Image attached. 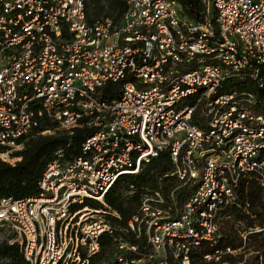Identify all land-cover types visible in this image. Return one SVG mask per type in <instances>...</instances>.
<instances>
[{
    "label": "built area",
    "instance_id": "2783aa9c",
    "mask_svg": "<svg viewBox=\"0 0 264 264\" xmlns=\"http://www.w3.org/2000/svg\"><path fill=\"white\" fill-rule=\"evenodd\" d=\"M123 1L120 23H90L85 0H0V159L21 161L46 120L57 127L42 134L91 132L78 155L55 151L39 195L0 199V225L29 264H92L112 233L104 216L118 214L81 205L105 203L120 176L166 153L170 175L195 189L175 213L145 191L128 227L149 252L121 241L125 253L99 264H197L199 253L200 264H243L250 247L264 264L250 245L264 241V219L248 195L264 188V115L253 93L223 91L238 77L264 86V0H202V20L179 0ZM227 220L239 245L223 244Z\"/></svg>",
    "mask_w": 264,
    "mask_h": 264
},
{
    "label": "trees",
    "instance_id": "16d2710c",
    "mask_svg": "<svg viewBox=\"0 0 264 264\" xmlns=\"http://www.w3.org/2000/svg\"><path fill=\"white\" fill-rule=\"evenodd\" d=\"M184 7L186 14L197 20H202V0H179ZM86 19L93 23L104 17H111L114 23H120L126 4L123 0H85ZM117 84L109 83L103 97H115ZM223 91H247L256 97L251 104L255 113L264 115V86L246 78H233L226 81ZM204 101L198 105L196 122L204 126L202 110ZM199 116V117H198ZM55 121L46 120L36 127L30 136L25 139V148L21 152L22 159L15 165H11L0 159V199L3 197L25 198L37 196L40 193V179L46 166L52 161L55 151L64 148L66 157H72L80 153L83 140L91 132L79 130L73 136H69L60 130L51 134H42L46 129H55ZM175 166L166 153L160 154L152 159L150 163L143 166L138 174H124L120 176L109 191L105 194L104 202L88 199L81 206H89L94 209L111 210L118 214L104 216L112 227V233H104L100 236V250L91 257L92 264H99L109 260L119 253H125L119 248L121 241H127L138 245L141 251L149 252L145 247V237H136L128 227L129 219L136 214L142 205V195L145 191L154 192L160 190L165 198L164 208H169L175 213L181 208L183 202L188 198L195 186L191 183H184L177 175H170ZM249 199L252 201V208L264 219V188L252 183L248 190ZM236 217L240 214L234 211ZM227 236L224 245H239L237 234L232 231L231 221H226ZM10 236L0 242V264H29L20 247L16 243H10ZM254 250L264 252V241L257 237L250 243ZM131 256V254H128ZM234 264L240 260L230 259ZM257 258L254 260L256 262ZM197 264H200V253L196 254ZM243 264H248L243 263Z\"/></svg>",
    "mask_w": 264,
    "mask_h": 264
},
{
    "label": "rangeland",
    "instance_id": "374dc122",
    "mask_svg": "<svg viewBox=\"0 0 264 264\" xmlns=\"http://www.w3.org/2000/svg\"><path fill=\"white\" fill-rule=\"evenodd\" d=\"M9 231L6 229V227L4 226H1L0 225V242H2L4 239H7L8 236H9ZM252 250V247H250L249 250H246L243 256V258H245V261L248 263V264H256V262H254L255 260V254H253V252H251ZM2 264V262H1Z\"/></svg>",
    "mask_w": 264,
    "mask_h": 264
},
{
    "label": "bare ground",
    "instance_id": "6f19581e",
    "mask_svg": "<svg viewBox=\"0 0 264 264\" xmlns=\"http://www.w3.org/2000/svg\"><path fill=\"white\" fill-rule=\"evenodd\" d=\"M86 210H88V209H85L84 211H86Z\"/></svg>",
    "mask_w": 264,
    "mask_h": 264
}]
</instances>
